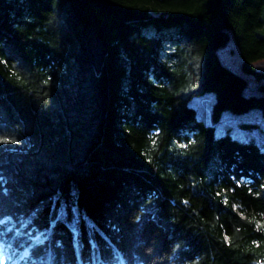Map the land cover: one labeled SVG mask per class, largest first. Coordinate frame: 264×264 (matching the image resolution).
Listing matches in <instances>:
<instances>
[{
    "label": "trees",
    "instance_id": "obj_1",
    "mask_svg": "<svg viewBox=\"0 0 264 264\" xmlns=\"http://www.w3.org/2000/svg\"><path fill=\"white\" fill-rule=\"evenodd\" d=\"M231 37L263 79L264 0H0V264H264V95Z\"/></svg>",
    "mask_w": 264,
    "mask_h": 264
},
{
    "label": "rangeland",
    "instance_id": "obj_2",
    "mask_svg": "<svg viewBox=\"0 0 264 264\" xmlns=\"http://www.w3.org/2000/svg\"><path fill=\"white\" fill-rule=\"evenodd\" d=\"M217 53L220 57V60L225 65H227L229 68H231L235 72L245 77L246 86L244 92L246 94L260 93L264 95V90H259V86L262 84L264 85V78L257 80L254 78L253 75L247 74L241 70L240 67L241 59L238 54V49L232 37L225 46L218 49ZM253 65L256 69L260 71H264V59L255 61ZM211 103H212V98L208 94L195 96L191 100V104L196 108L198 117L209 123L210 122L213 123V121L211 120V111H210ZM256 113H257L256 111H249L248 113H243V114H232L229 112H225L220 120L223 122L222 124L230 125L234 129L233 131L235 133H240L238 132L236 126H238L242 122L244 121L254 122L256 120L257 121L261 120L260 117L253 118L254 114ZM222 124L221 126L224 127ZM261 135L264 137L263 133Z\"/></svg>",
    "mask_w": 264,
    "mask_h": 264
}]
</instances>
